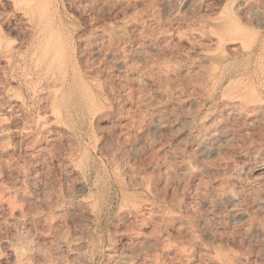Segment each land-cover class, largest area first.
Here are the masks:
<instances>
[{"label": "rangeland", "instance_id": "1", "mask_svg": "<svg viewBox=\"0 0 264 264\" xmlns=\"http://www.w3.org/2000/svg\"><path fill=\"white\" fill-rule=\"evenodd\" d=\"M0 264H264V0H0Z\"/></svg>", "mask_w": 264, "mask_h": 264}]
</instances>
